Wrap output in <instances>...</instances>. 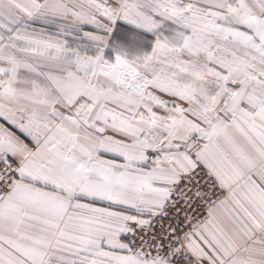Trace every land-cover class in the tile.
<instances>
[{"label": "snow or ice", "instance_id": "obj_1", "mask_svg": "<svg viewBox=\"0 0 264 264\" xmlns=\"http://www.w3.org/2000/svg\"><path fill=\"white\" fill-rule=\"evenodd\" d=\"M0 264H264V0H0Z\"/></svg>", "mask_w": 264, "mask_h": 264}]
</instances>
